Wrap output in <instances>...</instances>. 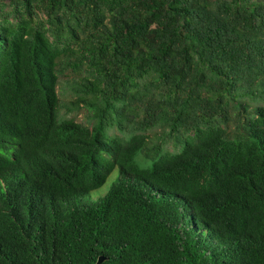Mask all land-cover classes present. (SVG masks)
<instances>
[{"label":"trees","instance_id":"16d2710c","mask_svg":"<svg viewBox=\"0 0 264 264\" xmlns=\"http://www.w3.org/2000/svg\"><path fill=\"white\" fill-rule=\"evenodd\" d=\"M100 255L264 264V0H0V264Z\"/></svg>","mask_w":264,"mask_h":264},{"label":"rangeland","instance_id":"374dc122","mask_svg":"<svg viewBox=\"0 0 264 264\" xmlns=\"http://www.w3.org/2000/svg\"><path fill=\"white\" fill-rule=\"evenodd\" d=\"M86 75L84 72H74L70 69H65L63 72H59V79H58V85H57V92L59 96V107H58V116L59 118H74L76 121L87 124L88 126H91L93 122L95 121V118L93 116L94 109L92 107H88L84 105L82 102H80V106H77L75 104V101L77 98L81 97L84 98L85 96L83 92L80 94L75 90L77 88V83L81 80L82 76ZM88 98V97H87ZM240 101V98H239ZM241 101H247L249 103V100L247 98L241 99ZM99 104L100 101H98ZM251 105H255L254 101L251 102ZM237 109H232L231 114L232 116L236 114ZM234 129L233 122H229L227 126V130L232 133ZM109 136H113L115 134H119L120 131L116 127H110L107 131ZM164 129L160 127H156L153 129H150L146 132L147 134V147L152 146H159L161 144H164L165 148L167 150H173V140L166 137L164 135ZM166 137V138H165ZM13 148H10L12 150ZM106 156V154H105ZM146 157L143 154H139L136 158V160L141 163L142 165H150L149 162L146 161ZM118 176V169L115 168L107 177L105 183L97 188L91 191V194H89V197L91 199H95L99 196H102L104 194L111 183L117 178Z\"/></svg>","mask_w":264,"mask_h":264},{"label":"water","instance_id":"95a60500","mask_svg":"<svg viewBox=\"0 0 264 264\" xmlns=\"http://www.w3.org/2000/svg\"><path fill=\"white\" fill-rule=\"evenodd\" d=\"M104 260H105V257L102 256V255H100V256L98 257L97 263L100 264V263H102Z\"/></svg>","mask_w":264,"mask_h":264}]
</instances>
